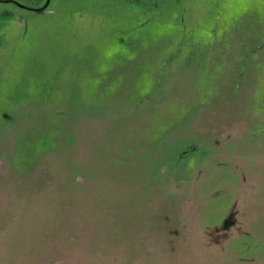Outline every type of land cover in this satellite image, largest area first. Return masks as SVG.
<instances>
[{"label": "rangeland", "instance_id": "1", "mask_svg": "<svg viewBox=\"0 0 264 264\" xmlns=\"http://www.w3.org/2000/svg\"><path fill=\"white\" fill-rule=\"evenodd\" d=\"M0 264H264V0H0Z\"/></svg>", "mask_w": 264, "mask_h": 264}]
</instances>
